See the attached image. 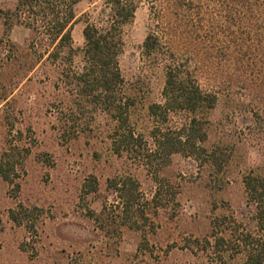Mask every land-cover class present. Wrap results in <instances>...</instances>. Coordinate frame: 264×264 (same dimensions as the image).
I'll return each instance as SVG.
<instances>
[{"label": "rangeland", "instance_id": "1", "mask_svg": "<svg viewBox=\"0 0 264 264\" xmlns=\"http://www.w3.org/2000/svg\"><path fill=\"white\" fill-rule=\"evenodd\" d=\"M18 1L0 0V164L10 158L14 167L9 180L0 176V264H200L193 249L211 233L213 221H251L245 180L264 172V81L263 89L249 92L243 69L200 42L194 27L200 20L238 19V2H204L215 10L210 15L205 7L178 13L167 2L137 0L134 20L122 29L119 58L127 89L135 94L136 132L152 143L155 123L148 108L164 102L165 66L173 53L191 70L198 67L196 55L204 56L209 69H201L199 82L220 98L206 123L200 158L159 156L146 166L134 154L114 153L115 123L95 113L93 104L82 112L49 51L32 49L36 34L16 14ZM105 2L75 5L76 50L84 47L86 15L91 22L106 16ZM247 32L240 30L237 38L245 36L246 49L253 40L258 54L249 52L264 71L263 24L249 31L251 38ZM151 33L160 35L163 48L148 55L144 43ZM72 109L78 125L69 124L64 137ZM83 117L88 126L80 125ZM181 119L171 115L164 132L172 136ZM123 183L135 192L139 211L122 212L114 186Z\"/></svg>", "mask_w": 264, "mask_h": 264}, {"label": "trees", "instance_id": "2", "mask_svg": "<svg viewBox=\"0 0 264 264\" xmlns=\"http://www.w3.org/2000/svg\"><path fill=\"white\" fill-rule=\"evenodd\" d=\"M80 1L19 0L15 12L36 34L32 49L49 51V59L61 67V80L71 89L82 112L86 109V104H93L95 113H102L115 123L111 141L116 155L122 157L125 153L129 156L134 154L138 164L146 166L152 165L159 156L163 158L181 154L200 158L208 140L206 123L220 100L218 92L204 89L199 82L201 69H209L202 62L204 56L193 55L198 59V67L191 70L189 62L179 59L176 53L172 54V59L165 66L167 76L163 91L164 102L152 104L148 108L149 116L155 123L150 144L133 126L135 94L127 89L119 63L123 52L122 29L134 20L138 9L137 0H105L106 16L94 22H91V17L87 14L84 47L76 50L71 30L76 20L74 7ZM156 2H167L178 13L184 7H195L196 10L200 8L202 11L208 8L210 15L215 10L206 7L204 2H238V19L224 22L211 18L200 20L194 27L198 30L200 42H205L209 48L224 51L230 64L243 69L246 79L243 82L251 85L250 88L247 85L248 89H263L260 85L264 81V71L256 69L255 57L249 52L258 54L254 50V42L249 40L253 45L246 49L243 45L245 36L237 38V35L243 29L248 31L246 35L251 38L249 31L262 24L264 27V0ZM162 42L159 34L151 33L144 43V50L148 55L157 53L159 48H163ZM78 56L81 64L76 67ZM253 89L249 92H253ZM259 105L264 112V99ZM73 110L63 122L64 137L71 132L68 130L69 124L78 125L76 118L79 114ZM171 115L182 116L180 126L172 136L163 130ZM83 119L80 125L88 126L87 119ZM73 129L77 128L73 126ZM9 159L0 164V176L5 180H9L11 172H14ZM114 187L120 195L123 213L139 211L133 204L135 192L128 189L127 184L123 183L121 188H117L118 184H115ZM245 187L252 214L251 221L228 222L226 219L223 221V218L213 221L211 233L198 240L193 249L201 259L200 264H264V172H253L246 178Z\"/></svg>", "mask_w": 264, "mask_h": 264}]
</instances>
